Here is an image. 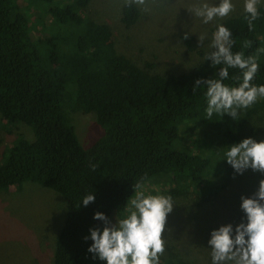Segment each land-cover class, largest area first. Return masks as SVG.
I'll use <instances>...</instances> for the list:
<instances>
[{
    "label": "trees",
    "instance_id": "16d2710c",
    "mask_svg": "<svg viewBox=\"0 0 264 264\" xmlns=\"http://www.w3.org/2000/svg\"><path fill=\"white\" fill-rule=\"evenodd\" d=\"M19 1L0 0V118L29 134L19 132L4 148L0 192L32 182L63 199L65 217L52 264H104L87 252L89 229L102 226L93 214L123 217L136 191L161 177L169 186L160 192L172 202L189 192L204 202L221 197L235 172L221 159L224 148L239 142L249 120L264 112V98L240 110L237 120L227 114L209 120L206 87L193 90V84L214 78L221 66L203 59L187 72L162 73L153 62L138 64L120 50L109 24L86 14L92 0H36L46 17L41 32L32 35ZM34 6L37 18L42 13ZM260 13L251 29L244 11L220 23L232 33L233 52L257 58L259 69L250 82L255 85L264 84V6ZM139 16L138 6L122 4L124 27ZM36 18L30 21L33 29ZM55 25H68L71 38L43 35ZM229 76H240V70L229 69ZM72 111L95 115L99 131L90 146H82ZM183 126L199 128L191 144L182 143ZM90 191L95 199L84 206L80 200ZM173 256L168 264H192Z\"/></svg>",
    "mask_w": 264,
    "mask_h": 264
},
{
    "label": "rangeland",
    "instance_id": "374dc122",
    "mask_svg": "<svg viewBox=\"0 0 264 264\" xmlns=\"http://www.w3.org/2000/svg\"><path fill=\"white\" fill-rule=\"evenodd\" d=\"M124 2L126 0H92L86 14L97 22L111 26L115 42L124 54L141 65L153 62V69L162 73L189 71L211 51L208 47L213 34L211 28L227 17L244 11V0H232L234 9L227 17L205 24L189 11L198 6L201 0H146L143 8L138 6L140 16L136 23L124 27L120 21ZM209 2L216 3L218 0ZM34 4L40 11L44 8L36 0L19 1L21 10L30 21L36 18L31 11L35 8ZM40 13L34 29L28 21L32 35L42 30L40 26L46 15L43 11ZM53 33L60 38H71L68 25H55L52 29H46L43 35L51 36ZM201 34L206 35L202 44L198 40ZM70 117L82 146H90L97 139L99 131L95 115L72 111ZM198 129L185 130L183 126L182 143L191 144V140L198 135ZM19 132L29 134L24 126H7L0 118V162L4 148ZM249 136L257 141L264 139V112L249 120L239 141ZM166 179L161 177L158 181L147 183L136 193L143 191L146 195H162L160 191L169 186ZM261 179H264V172L247 169L241 174L234 172L230 186L214 201H199L193 192L177 197L173 210L166 218L162 232L164 251L159 254V260L168 264L174 255L192 264H211L207 245L210 231L225 223L235 225L240 222L243 217L239 207L240 198L252 196ZM65 211L63 199L54 190L32 182H24L7 192H0V264H52L54 241L64 221ZM121 218L112 214L109 222L114 224Z\"/></svg>",
    "mask_w": 264,
    "mask_h": 264
},
{
    "label": "clouds",
    "instance_id": "9594fccd",
    "mask_svg": "<svg viewBox=\"0 0 264 264\" xmlns=\"http://www.w3.org/2000/svg\"><path fill=\"white\" fill-rule=\"evenodd\" d=\"M126 3L143 8L146 0H126ZM262 6L264 0H244L243 10L249 29L260 17ZM233 9L232 0H218L216 3L201 0L198 6L189 11L207 24L227 17ZM205 39V34L198 38L201 44ZM233 44L230 29L217 24L208 45L211 51L206 53L204 59H208L212 67H221L214 78L196 79L193 84V90L202 84L206 87L205 113L209 120L214 114L221 117L227 114L237 120L240 110L264 98V84L250 83L259 69L257 58L245 57L243 52H233ZM229 69H239L240 76L230 77ZM229 79L240 82L232 86L225 83ZM221 159L237 174L247 169L264 172V139L257 141L249 136L226 145ZM94 199L90 191L80 203L87 206ZM173 207L170 196L146 195L138 191L128 200L126 215L114 224L103 212H95L93 218L101 221L102 226L89 229L86 239H90L91 243L87 246V252L104 264H159V254L164 251L162 232ZM239 207L243 212L239 223H225L210 231L207 245L211 264H264V179L259 181L252 196H241Z\"/></svg>",
    "mask_w": 264,
    "mask_h": 264
}]
</instances>
